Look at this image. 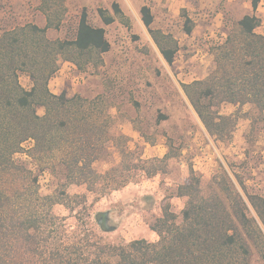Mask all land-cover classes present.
<instances>
[{"label":"trees","instance_id":"obj_1","mask_svg":"<svg viewBox=\"0 0 264 264\" xmlns=\"http://www.w3.org/2000/svg\"><path fill=\"white\" fill-rule=\"evenodd\" d=\"M65 0H41L45 26L33 24L0 35V264H252L256 255L264 264V198L243 192L224 167L212 180L211 191L203 195L199 176L190 168L183 184L159 203L160 215L149 226L156 242L134 240L128 244H108L89 222L85 196L70 197L68 189L85 187L103 197L130 184L134 177L165 175L169 161L180 150L167 141L162 158L135 160L117 140L120 162L101 176L94 163L109 141L108 115L93 116L90 103L66 93L54 95L49 82L59 63L72 64L79 72L98 69L110 45L102 27L92 26L85 12L79 17L73 40H50L46 33L62 23ZM258 0L251 7L256 11ZM98 18L107 27L115 22L128 26L118 4L110 10L98 9ZM140 19L167 65L179 51L170 35L151 29L153 15L141 7ZM182 31L191 35L194 22L181 12ZM255 15L242 17L211 54L215 68L206 78L182 85L191 108L211 138L220 143L233 138L244 106L256 116L249 118L251 133L264 123V35ZM26 75L30 89L19 78ZM237 108L222 115L220 106ZM42 110L40 116L38 111ZM32 140L29 157L40 172L63 169L64 183L51 196H41L38 178L15 156L24 142ZM186 199L180 219L172 211V200ZM71 205V200H78ZM61 205L73 218L58 217L53 207ZM79 209V210H77ZM101 215H97L98 219ZM98 221V220H97Z\"/></svg>","mask_w":264,"mask_h":264},{"label":"rangeland","instance_id":"obj_2","mask_svg":"<svg viewBox=\"0 0 264 264\" xmlns=\"http://www.w3.org/2000/svg\"><path fill=\"white\" fill-rule=\"evenodd\" d=\"M252 1L65 0L62 23L58 29L48 30L47 38L73 40L79 17L85 12L92 26L104 28L110 45L98 69L79 72L75 67L72 69V64L61 61L58 73L49 82L54 95L78 96L92 104L93 116L108 115V130L116 143L105 144L103 155L93 165L97 174L105 175L120 162L118 138H121L118 146H123L135 160L162 158L168 140L180 150L169 161L165 175L149 179L138 174L124 188L103 197L88 193L85 187L68 189L70 197L85 196L89 222L103 242L114 245L141 239L156 242L157 236L149 226L160 215L159 203L183 184L190 168L199 176L205 196L222 166L242 195L237 180L244 184L247 193L264 198V123L256 124L251 133L249 120L256 116V111L244 106L241 114L248 118L240 117L232 140L220 143L208 136L182 90V85L202 80L213 72L212 48L225 40L242 17L255 14L261 21L256 32L264 35V14L253 12ZM262 1L258 0L257 6ZM40 3L41 0H0V35L27 24L43 28L45 18ZM113 3L119 5L128 26L118 22L102 25L97 10H110ZM143 6H148L153 15L151 29L170 34L178 42L179 51L171 65L164 62L140 19ZM183 10L195 24L189 36L182 31ZM19 82L24 89H30L28 76L21 75ZM236 111L229 104L219 109L222 115H233ZM38 114L41 116L42 110ZM21 149L15 159L38 177L42 172L29 157V146L25 144ZM44 172L49 176L40 180L39 193L51 196L64 183L63 169L57 166L53 172ZM77 201L71 200V205ZM185 202L186 199L172 200V211L179 219ZM52 210L56 216L66 217L67 224L74 223L63 206H54ZM102 214L110 215L105 227L96 219ZM251 263L263 264L256 255Z\"/></svg>","mask_w":264,"mask_h":264},{"label":"built area","instance_id":"obj_3","mask_svg":"<svg viewBox=\"0 0 264 264\" xmlns=\"http://www.w3.org/2000/svg\"><path fill=\"white\" fill-rule=\"evenodd\" d=\"M262 7H264V3H263V5H262ZM25 144H27V145L29 146V148L31 149L32 146H33V141H32V140H28V141L24 142V143L22 144L21 148H24V145H25ZM48 176H49V175H48L47 173H45V172L40 173V175L37 177V178H38V185H39L40 180H41L42 178H47Z\"/></svg>","mask_w":264,"mask_h":264},{"label":"flooded vegetation","instance_id":"obj_4","mask_svg":"<svg viewBox=\"0 0 264 264\" xmlns=\"http://www.w3.org/2000/svg\"><path fill=\"white\" fill-rule=\"evenodd\" d=\"M98 224H100V226H104L107 225V223H109L110 221V215L109 214H102L98 219Z\"/></svg>","mask_w":264,"mask_h":264},{"label":"crops","instance_id":"obj_5","mask_svg":"<svg viewBox=\"0 0 264 264\" xmlns=\"http://www.w3.org/2000/svg\"><path fill=\"white\" fill-rule=\"evenodd\" d=\"M260 1H262V0H260ZM263 2H264V1H262L261 3L258 4V6H257V8H256V12H257V13H262V14H264V7H262ZM70 66L72 67V69H75L73 65H70Z\"/></svg>","mask_w":264,"mask_h":264}]
</instances>
